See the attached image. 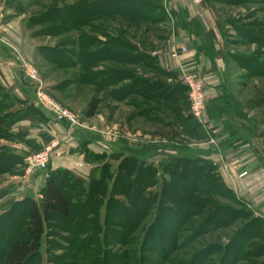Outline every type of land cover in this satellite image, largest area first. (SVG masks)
<instances>
[{
    "label": "trees",
    "instance_id": "16d2710c",
    "mask_svg": "<svg viewBox=\"0 0 264 264\" xmlns=\"http://www.w3.org/2000/svg\"><path fill=\"white\" fill-rule=\"evenodd\" d=\"M45 1L20 0L19 4L23 8L22 12L29 15L30 25H48L47 32L51 37L69 36L63 43H60L59 49L62 51L53 50V56L59 60H49L50 64L75 70L77 83L92 86L96 91L102 92L104 101L122 103L133 111L137 110L139 115L155 128L157 134L176 136L179 126L184 124L189 137H198L197 131L200 128L198 129L190 118L183 119L180 114V109L186 106V99L181 95L182 102H177L169 86L162 79L165 74L158 68L155 59L147 55L155 48L151 41L143 39L145 34L150 32V28H142L141 23L153 26L162 24L166 20L165 14L157 3L148 0H76L70 5L54 3L53 6L41 12L33 11L35 7L43 6ZM234 1L242 5L255 3V0ZM259 1L264 4V0ZM254 25L257 30L253 41L264 47V19L257 20ZM73 34L76 35L75 39L72 38ZM130 34L133 37L140 35L143 45L141 50L135 42L128 40ZM163 37V34L155 35V39L163 40ZM101 39L104 42H101ZM217 56L223 59L222 49L217 52ZM255 67L250 66V71H254ZM257 69L263 70L264 68L257 65ZM181 87L180 93H186V89L182 85ZM0 99L5 101V103H0V138L21 139L20 135L19 137L8 134L7 129L27 117L49 121L42 111L37 109L34 115H23L15 122L11 121L6 124L4 117L12 115V105L7 101V97ZM257 103L264 104L263 94L258 95ZM99 104L95 99L88 104L84 114L86 119L96 116ZM133 118L132 113L130 119ZM49 140L46 139L45 142L48 143ZM31 144L34 145V141L28 143V145ZM83 156L84 161L89 165L106 158L104 155L97 156L85 152ZM20 158L21 156L18 155L0 153L2 164L0 173H13L14 167L20 166ZM108 160L113 159L108 158ZM137 160L133 156L124 157L115 171L108 165H103L100 171L92 169L85 180L68 171L49 172L40 189V200L35 201L29 197L22 200L21 208L25 221L24 237L8 243L1 257V264H37L34 261L39 260L47 239L46 221L50 224L51 221L57 219L71 222L70 231L66 234L74 237L75 242L70 243L74 251L81 252L86 247L83 241H76L79 236L82 234L91 236L90 245L93 246L91 252L94 257L91 261L90 257L82 258L80 261H87L89 264H139L136 256L117 258L118 256H111L107 252H102V255L96 254L103 246L109 245L104 241L106 238H113L117 244H123L121 243L122 236L111 230L119 229L125 232V236H131L140 228L142 219L147 218L149 214L151 201L146 196L139 199L140 195L138 196V191L134 190V186L139 183L142 196V188H150L148 183L150 185L153 173L152 169L140 171L137 167L140 161L137 163ZM161 165L170 183L167 186L164 185L165 194L157 206L158 210H163L155 212L154 220L157 223L160 222L164 214L169 224L162 228L150 226L141 229L139 237L143 238L142 248H146V251L155 252L158 246L162 254L176 250L175 248L178 247L176 239L182 235L186 224H192L183 240L189 245L193 244L194 239L198 237L216 232L224 224H233L242 217H252L249 211H238L232 208H222V210L218 207L215 198L229 200L241 209H243V203L237 200L219 180L216 167L212 163L179 157L169 159ZM153 169L155 171V168ZM95 172H99V175L96 176ZM196 176L201 182L193 185L191 190L179 191L177 194L172 192L177 182ZM67 177L69 182L85 186L80 187L79 195H70L72 188L67 187ZM110 182L113 183V187L108 191ZM109 192L117 197L128 196L133 201L128 208L117 205L112 207L111 201L108 200ZM164 197L168 198L173 209L181 216L180 219L176 213L165 208ZM102 207L105 208L107 219H115V223L107 220L101 225L98 214ZM219 210H222L221 217H225V221H217L216 216ZM194 218L200 221V224H197L198 221L192 222ZM240 224V229L235 232V236L227 242L223 249L218 248L219 246L214 247L213 252L200 258V254L205 253L202 251L194 257L195 261L208 264L210 256L219 255L216 264H264V261H261V257L264 256L263 220L259 217H252L249 222H240ZM208 225L211 227L208 228ZM6 228L9 234V226ZM99 236L104 238L100 240ZM154 237L156 240L153 239ZM169 238L174 242L172 246L167 244ZM69 258L71 261L76 260L73 250Z\"/></svg>",
    "mask_w": 264,
    "mask_h": 264
},
{
    "label": "rangeland",
    "instance_id": "374dc122",
    "mask_svg": "<svg viewBox=\"0 0 264 264\" xmlns=\"http://www.w3.org/2000/svg\"><path fill=\"white\" fill-rule=\"evenodd\" d=\"M19 1L20 0H0V98L7 97V101L12 105V115L4 117V123L7 124L11 121L15 122L23 115H34V111L41 109L35 99L37 89L42 93L48 104L57 106L60 110L67 111L73 118L74 122L71 125L67 121L57 122L56 120L50 118V120L53 121H49L46 130L40 129L39 132L31 130L29 134L34 139V145H29L27 150L22 147L14 148V152L19 157L21 156V160H19L20 166L14 167L12 176H6L5 173H0V264L3 251L8 246V243L12 240L22 239L24 237L23 229L25 227V221L24 212L21 208L22 200L25 197L32 198L35 201L40 200L41 188L38 183H34L33 177L38 174L43 175V173H49L48 166L51 163L53 153L58 145L51 152L48 166L43 172H27L26 158L32 154L44 151L47 145L51 142L58 143L59 139L56 137L57 135L54 124L56 125L57 123H62L64 126L68 125L70 128L79 127L81 125L101 126L102 122L99 118H97V115L107 117L110 113L112 114L111 110L117 107V103L113 101H104V94L96 91L92 86L79 85L77 83V73L75 70L70 68H60L50 64L49 60H59V58L53 56V50L62 51L59 49V47H61L60 43H63L67 38H69V36L60 35L57 37H51L47 32L48 25H30L29 15L22 12L23 8H21ZM74 1L76 0H46L43 3V6L35 7L33 11L36 13L41 12L42 10L53 6L54 3L70 5ZM235 2L236 1L234 0H203V6L205 12L208 14V23L211 22L212 26L215 25L217 30L223 60L225 61L227 72L230 74L232 82L234 83L235 96L239 104L254 119V142L264 143V104L260 105L257 103L258 95H264V69H257V65L264 68V47L257 45L253 41L256 34L255 31L257 30L254 24L257 20L259 21L264 19V4H262L259 0H255V3H246L243 5ZM190 9L192 14L195 15V11L191 5ZM195 16L197 17V15ZM197 18L199 19V17ZM167 19L170 21L169 17H167ZM168 20H165L162 24H154L153 26H147V24L141 23L142 28H150V32L146 33L143 39L151 41L155 48L154 51H150L147 55L151 59H155V63L160 62L161 65H164L165 67L167 65L168 68L175 67L178 72V77L180 76V66L184 67V69H191L194 73H198V70L190 64H175V61L179 60L185 54L177 60L165 59L161 57V55L166 53V50L168 49L167 45L169 44L168 38L171 27ZM157 34H163V40L159 38L155 39V35ZM72 38L75 39L76 35L73 34ZM128 40L135 42L139 50L142 49L143 45L141 44L142 40L140 35L133 37L130 34ZM102 41L103 39L101 42ZM25 65H30L36 71L37 82H32L28 79L25 73L28 72L27 69L25 70L24 68ZM252 65L256 66L254 71H250V66ZM100 69L101 66L99 70ZM140 74L142 76V73ZM198 74L205 78V75L200 73ZM206 97L207 94L205 93L204 119L206 124L204 127L200 126L197 121L190 116V114L189 117L190 120L195 122L198 128L204 132L205 137L208 140L207 143L213 144L215 142L212 140L211 128L205 113ZM94 99L97 103H100L97 114L93 118H90L89 121H85L86 118L84 114L86 113L88 104ZM0 103H5V101L0 99ZM104 107H106V109ZM186 109L189 113L187 92ZM130 112V108L121 107L119 113L121 115L114 114L113 116L115 117V120H112L113 122L110 123H116V121L119 120V116L126 119ZM49 117L52 116L49 115ZM28 127L29 125L27 126V124H19V126L14 129L13 135L23 136V133H27ZM12 128V125L8 127V134H10L8 131L12 130ZM106 132L108 133V131ZM46 139H50L48 143H39ZM38 140L39 144L36 143ZM85 153L95 155L90 151H85ZM138 161L140 162L137 167L140 171L152 169L151 172L153 173L150 185L148 183L150 188H142V196L141 191H139V183L134 186V190L138 191V196L140 195V197H138L139 199L146 196V198L148 197L147 199L151 201L152 206L150 207L149 214L147 218L142 219L140 228L131 236L126 235V237L124 235L125 232L119 229L111 230L113 233L122 236L121 243L123 244H117V241L113 238H106L104 241H106L109 245L103 246V248L98 251L99 253L96 254L102 255V252H107L111 256H118L117 258H125L127 256L129 258H133V256H136L139 264H201L200 261H195L194 257H197L199 253L204 251L205 253L200 254V258H204L207 253L213 252V248L217 246H219L218 248L223 249L227 242L235 236V232L240 229V222L246 223L247 221L249 222L252 217H257V215L247 208L244 203L243 209H241L229 200L215 198L216 204L220 209L232 208L238 211H249L252 217H242L241 220L237 219V221L233 224H224L221 229L208 235L198 237L194 239L195 244L193 243L189 245L183 240L187 236L189 229H191L192 224H186L184 232L176 239L178 244V247L175 248L176 250L173 249L171 252L166 251V254H162L160 253V247L158 246L155 252H151L149 250L146 251V248H142V244L144 243L143 238L139 237L141 235V229L148 228L150 226L162 228L169 224L166 222L167 218L164 217V214L162 215L164 218L162 217L161 221L158 223L154 220V218L156 211L163 210H158L157 206L159 200H161V197L165 194V186H167L170 182L169 177L164 173L165 171L161 165L162 163L152 165L149 164V162L146 163L145 161L142 163V159H138L136 162L138 163ZM90 165L93 166L92 169H98V171H100L99 169L101 168L103 169V165L110 166L113 171H115L118 166L117 163L109 161L106 158H103L102 161H96L94 164ZM1 168L2 164L0 163V169ZM153 168H155V171ZM95 174L98 176L99 172H95ZM216 174L219 176V180H221L224 186L228 189L221 173L216 171ZM73 175L77 176L76 174ZM66 180L67 187L72 188L70 190L71 196H75L76 194L79 195L78 193L80 192V187H85L80 184H74L72 181L69 182L68 177ZM200 182L201 181L197 179V176L188 178L185 181L183 180L177 182L173 186L172 192L176 194L179 191L187 192L192 189L193 185H197ZM112 187L113 183L110 182L108 191H110ZM109 193L110 195L108 200L111 201L112 207L117 205L128 208L131 205L130 203L133 201L132 198H128V196L117 197L113 196L111 192ZM164 204L166 205L165 208H167L168 211L176 213V210L173 209L171 203L168 202V198L164 197ZM222 210L217 212V221H225L226 219L225 217H221ZM185 211H188V209H185ZM176 214L178 215V219H180L181 216L178 213ZM98 215L101 225H103V223L107 220L114 223L116 222L115 219H107L105 208L103 207L99 210ZM132 219H134V217ZM132 219L129 220L131 221ZM191 221L195 222L198 220L194 218ZM198 222L199 223L197 224H200V221ZM71 225L70 221H62L58 219L51 221L50 224L46 221L45 233L47 235V239L44 242V248L39 260L34 261V263L89 264V262L80 261V259L90 257L89 260L91 261L94 257V254L91 252L93 249V246L90 245L92 241L90 239L91 236L87 234L79 236L76 241H83L86 247L81 252L74 251L73 247L70 245L71 242H75L73 239L74 237H70L66 234L67 231H70ZM8 226L10 231L9 234L6 232V227ZM210 227L211 226L208 225V228ZM171 232L172 231L170 230V233ZM103 238L104 237L99 236L100 240ZM153 239L156 240V237ZM173 243L174 242L171 238L167 240V244L169 246H172ZM72 250L74 257L76 258L75 261H71L69 258ZM222 257L220 259H222ZM218 258L219 255L210 256L208 259L210 262L208 264H216L219 260ZM261 261H264V256L261 257Z\"/></svg>",
    "mask_w": 264,
    "mask_h": 264
},
{
    "label": "crops",
    "instance_id": "0c3cea01",
    "mask_svg": "<svg viewBox=\"0 0 264 264\" xmlns=\"http://www.w3.org/2000/svg\"><path fill=\"white\" fill-rule=\"evenodd\" d=\"M148 1L157 3L166 20L167 17L170 19L167 47H186L187 53L175 61V64H190L198 73L205 75V113L215 143H207L204 132L199 128L198 137H189L184 124L179 126L176 136L157 134L155 128L147 123L137 110L133 111L131 108L126 119L119 116L116 123H110L115 120L113 115L120 113L121 107H127L117 103V107L111 110L112 114L107 117L97 115L102 122L101 126L81 125L70 128L62 123H57V126L54 124L59 141L48 172L68 171L83 179L87 178L93 166L84 161L85 151L111 158L117 165L122 158L128 156L142 159L152 165L179 157L207 161L221 173L233 195L264 222V143L254 142V119L239 104L225 61L217 56L221 45L215 25L208 23L207 13L204 15L205 20L192 14L187 0ZM157 65L165 74L162 79L172 91V96L181 103V95L186 99V93H180L182 87L178 81L177 69L170 66L168 68L167 65L165 67L160 62ZM41 111L49 121L54 120L46 111ZM132 113L134 118L129 119ZM180 114L183 119L190 118L186 106L180 109ZM49 121L27 117L13 124L12 130L8 131L11 135L19 124L29 125L27 133H23L21 139L0 138V153L17 155L14 152L15 147L27 150L28 143L34 140L29 134L30 131L46 130ZM38 142L39 140L36 143ZM39 143L46 142L44 140ZM5 175L12 176V173L5 172ZM46 177L47 173L38 174L33 177L34 183H38L41 188Z\"/></svg>",
    "mask_w": 264,
    "mask_h": 264
},
{
    "label": "built area",
    "instance_id": "2783aa9c",
    "mask_svg": "<svg viewBox=\"0 0 264 264\" xmlns=\"http://www.w3.org/2000/svg\"><path fill=\"white\" fill-rule=\"evenodd\" d=\"M191 7L195 11V15L199 17V19L204 20V15L206 14L203 6V0H187ZM187 50L184 46L177 47H168L166 53L161 55L163 58L177 60L182 55L186 54ZM25 70L28 72L26 76L32 82H37V74L36 71L30 66L25 65ZM180 76L178 77V81L180 84L186 89L188 102H189V114L190 116L197 121V123L204 127L206 121L204 119V100H205V87L206 81L205 78L201 77L198 73L192 72L191 69H184V67L179 68ZM36 102L38 103L39 108L46 111L49 115L52 116L54 120L57 122L67 121L71 125L74 120L71 115L67 111L60 110L57 106H53L52 104H48L45 101L42 93L36 91L35 94ZM58 145V143L51 142L44 151L32 154L26 158L27 163V172H43L46 170L51 152Z\"/></svg>",
    "mask_w": 264,
    "mask_h": 264
}]
</instances>
